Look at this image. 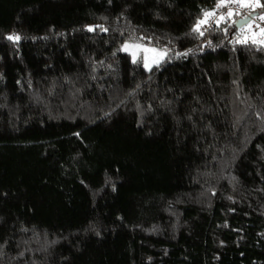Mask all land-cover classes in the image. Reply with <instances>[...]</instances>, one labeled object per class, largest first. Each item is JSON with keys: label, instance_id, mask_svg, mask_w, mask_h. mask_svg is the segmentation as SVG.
<instances>
[{"label": "trees", "instance_id": "obj_1", "mask_svg": "<svg viewBox=\"0 0 264 264\" xmlns=\"http://www.w3.org/2000/svg\"><path fill=\"white\" fill-rule=\"evenodd\" d=\"M216 2L0 0V264H264V45Z\"/></svg>", "mask_w": 264, "mask_h": 264}, {"label": "snow or ice", "instance_id": "obj_2", "mask_svg": "<svg viewBox=\"0 0 264 264\" xmlns=\"http://www.w3.org/2000/svg\"><path fill=\"white\" fill-rule=\"evenodd\" d=\"M231 4H236L240 8H248L249 10H255L256 8L264 9V3H261V0H217L213 9L204 10L202 12V18H200L196 21L195 25L192 28V31L198 33L200 36H203L204 31L201 30L202 26L208 24L211 19L216 18L217 10L224 8V7H228ZM234 15L239 16L240 12L238 10L233 11V9L231 7H229L228 11L226 13L221 14L218 18L215 19V23L217 26H219V24L222 21H225L227 18H231ZM259 19L261 21H264V14H261L259 16ZM232 23L240 25L242 31H243L244 25H247L248 28L252 27V22H251L250 18H244L242 21L233 20ZM92 30H93L92 28H89V31H92ZM225 31H227V30L225 29ZM256 35H257L256 33L252 34V37H251L252 43L264 45V39L257 40L255 38ZM259 35L264 36V28H260ZM7 39L12 40V41H19L20 36L9 35L7 37ZM249 39H250L249 37H245L244 39H237L236 43L245 44V43H248ZM128 47L129 46L126 44L124 46V50L127 51ZM136 47H140V46L136 45ZM145 51H155V50L154 49H145ZM134 61H135V56H134ZM145 67L146 68L149 67L147 61L145 62Z\"/></svg>", "mask_w": 264, "mask_h": 264}, {"label": "rangeland", "instance_id": "obj_3", "mask_svg": "<svg viewBox=\"0 0 264 264\" xmlns=\"http://www.w3.org/2000/svg\"><path fill=\"white\" fill-rule=\"evenodd\" d=\"M256 33V39L260 40L262 36L259 35V30L254 31L253 29L243 30V32L239 35V38L244 39L245 37H249L251 40L252 34ZM128 45L127 51L124 50V46ZM136 45H139L140 47H136ZM119 49L127 53L132 61H139L145 69H149L154 64H157L164 60L169 52L165 48H161L155 45H152L150 43H147L145 41H142L141 39H130L123 41L119 45ZM145 49H154L155 51H145ZM147 61L149 67H145V62Z\"/></svg>", "mask_w": 264, "mask_h": 264}, {"label": "built area", "instance_id": "obj_4", "mask_svg": "<svg viewBox=\"0 0 264 264\" xmlns=\"http://www.w3.org/2000/svg\"><path fill=\"white\" fill-rule=\"evenodd\" d=\"M229 7H231L233 9V11L238 10L240 12V15L238 16L240 19H244V18H250L251 19L252 27L251 28L247 27L248 29H253L254 31H256V30L260 31V28H264V21H261L259 19L260 15L252 14V12H250L249 9L240 8L236 4H231L228 7H224V8L217 10L216 18H218L221 14L226 13L228 11ZM216 18L211 19L208 24L203 25L204 29L206 30V29L212 28L215 24ZM262 39H264V36H262V38L260 40H262Z\"/></svg>", "mask_w": 264, "mask_h": 264}, {"label": "water", "instance_id": "obj_5", "mask_svg": "<svg viewBox=\"0 0 264 264\" xmlns=\"http://www.w3.org/2000/svg\"><path fill=\"white\" fill-rule=\"evenodd\" d=\"M243 20V19H242ZM242 20H239V21H242Z\"/></svg>", "mask_w": 264, "mask_h": 264}, {"label": "clouds", "instance_id": "obj_6", "mask_svg": "<svg viewBox=\"0 0 264 264\" xmlns=\"http://www.w3.org/2000/svg\"><path fill=\"white\" fill-rule=\"evenodd\" d=\"M253 14V13H252Z\"/></svg>", "mask_w": 264, "mask_h": 264}]
</instances>
